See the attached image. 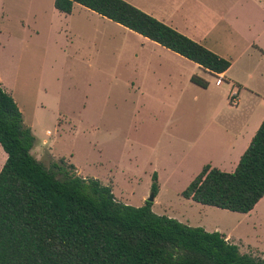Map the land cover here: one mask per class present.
Segmentation results:
<instances>
[{
    "label": "rangeland",
    "instance_id": "1",
    "mask_svg": "<svg viewBox=\"0 0 264 264\" xmlns=\"http://www.w3.org/2000/svg\"><path fill=\"white\" fill-rule=\"evenodd\" d=\"M223 6L233 7L245 42L264 44V0ZM64 18L54 0H0V81L35 136L31 154L58 179L65 170L96 179L134 207L154 194L157 173L155 214L220 232L242 254L264 260V198L241 214L182 196L205 165L230 172L241 155V145L232 147L223 132L225 122L210 129L203 120L207 93L188 75L215 77L105 19L68 24ZM236 46L218 51L234 55L246 48ZM144 60H163L178 74L177 86L161 92L144 66L140 71ZM240 67L232 73L239 76ZM6 160L0 145V171Z\"/></svg>",
    "mask_w": 264,
    "mask_h": 264
},
{
    "label": "trees",
    "instance_id": "2",
    "mask_svg": "<svg viewBox=\"0 0 264 264\" xmlns=\"http://www.w3.org/2000/svg\"><path fill=\"white\" fill-rule=\"evenodd\" d=\"M92 10L199 65L223 74L230 61L124 0H55L60 12ZM191 81L207 88L194 75ZM35 136L0 83V264H264L242 254L220 232L191 227L116 200L111 187L65 170V178L31 151ZM63 170V168H61ZM152 192L158 193L154 173ZM196 203L248 214L264 198V121L234 172L205 165L182 192Z\"/></svg>",
    "mask_w": 264,
    "mask_h": 264
},
{
    "label": "crops",
    "instance_id": "3",
    "mask_svg": "<svg viewBox=\"0 0 264 264\" xmlns=\"http://www.w3.org/2000/svg\"><path fill=\"white\" fill-rule=\"evenodd\" d=\"M124 1L173 28L177 32L196 41L218 56L230 61V68L225 73L216 75L203 70L196 64L205 75L215 77L214 82L208 79V77H201L208 82L207 88H202L191 81L194 74H189L188 77L193 85L207 93L204 104L202 108H200L202 109L203 120L208 122L207 125H209L210 129L214 128L219 120L225 122L226 125L223 127V132L227 136L229 144L232 147L237 145H241L242 147L241 155L237 162L232 165V169L228 173L234 172L241 156L249 147L253 137L264 121V44L261 43L259 39L253 42H245L248 40V37L242 30V23L239 18L233 14V7L230 6L226 8L223 6L225 0ZM78 6L81 8H77ZM56 11L65 15L64 20L68 24L75 22L84 23L86 21L92 22L100 18L115 23L77 3L74 5L71 14L60 12L57 9ZM81 18H85V21H82ZM115 24L129 33L141 37L142 40L159 45L126 27L117 23ZM238 43L245 44L246 48L242 52H234L233 54L235 56L231 53L218 51L221 49L234 50ZM161 47L164 48L163 46ZM244 57L247 58L244 59ZM181 58L182 61L194 63L184 57ZM238 62H241L240 68L242 71L239 76L232 73V69ZM165 65L166 63H164L163 60H157V62L155 61L154 63H152V61H145L144 65L142 63L140 66V71H142L141 69L144 66V71L147 72L145 75L154 76L156 86L161 92L167 93L177 86L178 74L173 70L166 69ZM140 78H142V73H140ZM218 79L222 80L221 84H217ZM0 83L6 90L3 83L1 81ZM8 93L11 94L10 92ZM233 96L237 99L236 105H233L231 102ZM50 133L49 131L48 134ZM209 165L215 167V165Z\"/></svg>",
    "mask_w": 264,
    "mask_h": 264
},
{
    "label": "built area",
    "instance_id": "4",
    "mask_svg": "<svg viewBox=\"0 0 264 264\" xmlns=\"http://www.w3.org/2000/svg\"><path fill=\"white\" fill-rule=\"evenodd\" d=\"M222 80L221 79H218L217 80V84H221ZM232 104L233 105H236L237 104V99L235 98V96L232 97Z\"/></svg>",
    "mask_w": 264,
    "mask_h": 264
},
{
    "label": "water",
    "instance_id": "5",
    "mask_svg": "<svg viewBox=\"0 0 264 264\" xmlns=\"http://www.w3.org/2000/svg\"><path fill=\"white\" fill-rule=\"evenodd\" d=\"M155 200V194H152V196L148 199V202L153 203Z\"/></svg>",
    "mask_w": 264,
    "mask_h": 264
}]
</instances>
